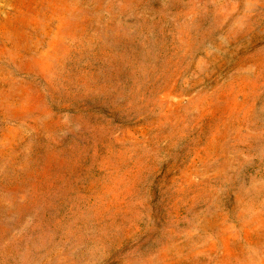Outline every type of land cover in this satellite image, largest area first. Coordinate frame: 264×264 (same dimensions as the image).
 Here are the masks:
<instances>
[{
	"label": "rangeland",
	"instance_id": "rangeland-1",
	"mask_svg": "<svg viewBox=\"0 0 264 264\" xmlns=\"http://www.w3.org/2000/svg\"><path fill=\"white\" fill-rule=\"evenodd\" d=\"M0 264H264V0H0Z\"/></svg>",
	"mask_w": 264,
	"mask_h": 264
}]
</instances>
